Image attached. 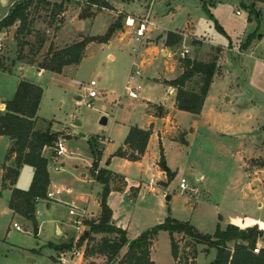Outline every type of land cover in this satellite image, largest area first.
<instances>
[{"label":"rangeland","instance_id":"obj_1","mask_svg":"<svg viewBox=\"0 0 264 264\" xmlns=\"http://www.w3.org/2000/svg\"><path fill=\"white\" fill-rule=\"evenodd\" d=\"M16 1L0 2V19ZM83 2L66 4L64 13L53 20L51 27L49 11L34 13V26L46 38L35 61L43 60L50 45L63 48L87 37L103 36L112 27V37L106 43H89L80 63L65 67L61 74H38L35 68L19 62L10 73L0 71V101L11 99L20 80L42 89L34 128L65 137L67 154L59 160L61 170H53L56 163L50 159V147L44 155L53 185L72 189L70 194L57 197L56 202L36 207L41 211V216L36 217L37 236L32 223L9 212L5 199H0V264H58L61 241L49 242H56L61 236L55 237V225L64 228L68 224L71 228L69 234L65 233L66 243L74 236L72 218L67 213L70 202L86 208V223L96 221L99 214L95 203L100 199L102 185L91 177L93 157L88 140L100 136L106 138L99 145L101 166L127 178V190L107 196L106 204L117 225L127 229L130 240L168 217L188 222L208 235H213L217 226L223 229L230 218L264 222V1L107 0L109 8L91 7L85 11L91 16L79 19L85 8ZM250 10L255 14L250 15ZM148 11L152 25L138 43L134 40L135 27L129 28L125 22L127 17ZM58 20L63 22L55 31ZM4 32L7 36L0 40L4 45L1 57L10 67L17 56L18 42L9 29L1 31ZM169 33L178 38L174 46L166 43ZM228 37L241 39L230 41ZM26 40L31 42L33 37ZM225 46L244 53L258 47L238 60ZM185 48L190 50L186 56L190 59L216 61V79L209 86L197 120L190 113L175 109L170 88L162 82L171 81L182 72L179 58ZM28 51L26 47L25 54ZM136 70L139 76L129 81L131 72ZM90 81L96 83L92 90L97 97L93 99L87 98ZM201 82V77L196 76L185 84V89L199 93ZM126 84L129 88L140 86L137 99L128 97ZM148 103L171 112L176 122L172 118L168 135L163 133L168 119L157 116L158 108L154 107L156 116L151 120ZM102 117L107 119L105 126L99 125ZM130 127L152 131L145 153L135 162L114 156ZM180 128L188 132L185 145L173 141L183 135ZM9 141L8 137L0 138V169ZM182 179L186 191L179 188ZM131 188L133 196L129 195ZM234 222L244 226V222ZM13 223L21 230L13 228ZM255 224L264 228L262 223ZM86 230L87 226L82 229V236ZM103 237L95 235L94 239ZM175 240L180 256L192 251L188 238L176 235ZM81 245L84 248L87 243ZM197 251V264H209L214 250L209 254L203 246H197ZM152 258L156 264H172L166 232L158 234ZM81 260L83 264L105 263V258L98 256ZM69 264H79V259L73 258Z\"/></svg>","mask_w":264,"mask_h":264},{"label":"trees","instance_id":"obj_2","mask_svg":"<svg viewBox=\"0 0 264 264\" xmlns=\"http://www.w3.org/2000/svg\"><path fill=\"white\" fill-rule=\"evenodd\" d=\"M71 1H84L85 8L79 14V19L89 18L91 15L85 11L91 7L98 10L109 8L107 0H19L0 20V33L17 24L14 35L18 42L17 56L10 63V67L6 66L3 57L0 56V71L10 73L14 64L19 62L51 73L61 74L65 67L80 63L89 43L103 44L112 37V27H109L103 36L87 37L80 42L59 49H54L50 45L43 60L35 61L34 57L43 49L46 38L43 32L35 28L32 16L40 10L49 11L52 23L49 26L51 27L53 20L64 13L65 5ZM258 1L263 2L264 0ZM249 14H255L254 10H250ZM62 22V20L56 22L55 31L59 29ZM27 37H33V41H27ZM177 41L178 38L174 34L167 35L168 46H174ZM26 47H29L27 54L24 52ZM179 63L181 74L171 81L162 80V82L175 89L177 110L198 116L213 80L216 61L214 59L212 62L203 63L184 57L179 58ZM196 76L201 77L202 80L199 93L185 89V84ZM42 94L43 91L39 86L21 80L13 97L4 103L5 109L0 113V137H8L11 141L5 155V162L13 160L12 167L6 166L5 163L2 166V187L11 190L8 208L32 223L35 236L38 234V225L34 217L36 200L45 198L49 185L48 161L42 156V150L51 147L58 138L55 133L39 131L34 128ZM151 134L150 128L131 127L124 139L123 146L115 151L114 156L132 162L138 161L145 153ZM181 134L185 135L184 132ZM183 135L180 136L178 142L185 145L186 141ZM100 144L98 137L94 141L88 140L89 150L93 157L91 177L102 185V192L98 202L99 216L96 221L86 223L88 230L84 232L79 243V246L83 242L87 243L84 249L85 259L98 256L105 258L104 264H154L151 253L155 240L159 232H166L169 236L170 253L174 264H195L198 255L197 246L216 250V256L210 264H264V247L259 248L258 253L253 252L258 240L264 242V231L246 232L232 224H227L224 229L217 226L215 233L208 235L198 232L188 222L168 217L156 226L141 232L137 238L128 240L126 231L112 225V211L106 204L109 193L122 192L126 187V181L124 176L106 168H100L95 173L102 152ZM24 165L34 169L30 187L26 191L13 188L19 169ZM167 174L170 177L169 172ZM95 235H104V237L96 241ZM176 235L188 238L193 245L192 251L180 256L179 246L175 240ZM70 246L71 243L64 242L58 249ZM124 247H126L125 253L119 256ZM89 264L95 263L90 262Z\"/></svg>","mask_w":264,"mask_h":264},{"label":"crops","instance_id":"obj_3","mask_svg":"<svg viewBox=\"0 0 264 264\" xmlns=\"http://www.w3.org/2000/svg\"><path fill=\"white\" fill-rule=\"evenodd\" d=\"M19 0H17L16 2H14L12 5H11V7L15 4V3H17ZM0 2H4V0H0ZM10 7V8H11ZM10 8H9V10H10ZM9 10H8V12H9ZM8 12L7 13H5L1 18L3 19L7 14H8ZM240 13L238 12V14L237 15H239ZM1 20V19H0ZM250 20V19H249ZM16 27L17 26H12V27H10V28H8L9 30H10V32H12V34L14 33V31H12L11 29H13L14 30V28L16 29ZM9 32V33H10ZM5 36H7V34L4 32V33H0V39H4L5 38ZM239 39H241V37L240 38H234V39H231V38H229L228 37V40H230V41H233V40H239ZM135 40V39H134ZM261 40L262 41H264V36H262V38H261ZM136 41V40H135ZM258 47V46H257ZM257 47H251V50L249 51V52H246V53H244V52H241L240 50H238V49H236L235 47L234 48H232V49H230L229 47H226L225 46V48L224 49H228V51H229V53H231V54H233V55H236L237 57H238V60L240 59V57L241 56H247L248 54H250V53H252L255 49H257ZM224 53V52H223ZM110 57H112V59H113V56H109V58ZM223 57V56H222ZM221 60H222V58L220 59V63H221ZM22 65H27V64H23V63H21ZM28 66H31V65H28ZM31 67H33V68H35L36 69V72L38 73V74H42V73H44L45 71L44 70H42V69H39V68H37V67H35V66H31ZM2 72V71H1ZM180 74H181V72H180ZM179 74V75H180ZM216 79V76L215 77H213V80H215ZM165 80V79H164ZM173 80V79H172ZM21 81V80H20ZM19 81V82H20ZM166 81H169V80H166ZM168 88H170V94L171 95H173V97H174V101H175V93H176V91H175V89L174 88H172V87H169V86H167ZM17 88V87H16ZM15 91H16V89H15ZM15 93V92H14ZM14 95V94H13ZM13 97V96H12ZM11 97V98H12ZM78 99V98H77ZM80 99V98H79ZM10 100V99H9ZM132 100V99H131ZM6 101H8V100H4V101H0V113L1 112H3L4 111V109H5V105H4V103L6 102ZM41 102V101H40ZM154 107H159V108H161V109H159L158 110V114H157V116H161L162 118H166V119H168V127L165 129L164 128V131H163V133H166L167 135H168V133H169V131H172V118H173V116H172V114H171V112L169 111V110H167V109H165L164 107H162V106H157V105H154V104H151V103H148V109H149V118L151 119V120H153V118L156 116L155 114H154V111H153V108ZM174 107H175V109H176V106H175V102H174ZM38 110H39V108H38ZM177 110V109H176ZM37 114H38V111H37ZM199 116V115H198ZM198 116H193L192 115V117H193V119L194 120H197V118H198ZM38 119V115H36V120ZM36 120H35V122H36ZM173 120L175 121V119L173 118ZM176 122V121H175ZM175 125H176V123H175ZM151 127H152V125H151ZM131 128V127H130ZM129 128V129H130ZM179 128V127H178ZM142 129V128H141ZM146 129H148V128H146ZM181 129V128H180ZM181 131H183L184 133H185V135H184V140L186 141V144H187V140H186V136H187V134H188V132L186 131V130H183V129H181ZM51 132V131H50ZM51 133H54V132H51ZM152 135V134H151ZM99 136V135H98ZM103 136V135H102ZM1 137H5V136H1ZM0 137V138H1ZM150 139V138H149ZM171 140H172V137L170 138ZM173 141H178V139H174ZM10 142V145H11V141H9ZM149 142V141H148ZM148 145V144H147ZM10 147V146H9ZM49 147H46V148H44L43 150H42V156L44 157V158H46L47 159V157L44 155V151L46 150V149H48ZM147 148V147H146ZM8 150V149H7ZM146 151V150H145ZM125 160V159H124ZM47 161H48V159H47ZM128 161V160H127ZM101 162V161H100ZM48 163H49V161H48ZM5 165L6 166H10V167H12L13 166V160L11 159L10 161H8V162H5ZM100 168H104V167H102L101 166V163H100ZM47 169H48V174H49V185H48V188H47V190H55V189H59V188H57V187H55V185H53V182H52V178H51V175H50V173H49V164H48V166H47ZM106 169H108V168H106ZM108 170H110V169H108ZM110 171H112V170H110ZM112 172H114V171H112ZM115 173H117V172H115ZM117 174H120V173H117ZM33 175H34V169L32 168V167H30V166H26V165H24V166H22L20 169H19V172H18V176H17V178H16V182H15V184H14V186H13V188H16V189H18V190H22V191H26V190H28V188L30 187V184H31V181H32V178H33ZM120 175H122V174H120ZM2 176H3V169H2V167H1V169H0V199H2V198H4L5 199V203L7 204L6 206H7V209L9 210V212H11V213H13L9 208H8V203H9V200H10V196H11V190H9V189H4L3 187H2ZM122 176H124V175H122ZM198 176V175H197ZM200 176V175H199ZM124 178H125V181H126V187H125V189L122 191V192H111V193H109V195L108 196H111L112 194H115V193H119V194H122L123 192H125V190H127V188H128V182H127V178L124 176ZM200 178H201V176H200ZM66 187H69V186H66ZM153 185H152V189H153ZM63 188H65V187H63ZM61 189V188H60ZM72 190V189H71ZM130 191V196H133L134 194H133V192L134 191H132V188L131 189H129ZM99 201H97L96 203H95V205L96 206H98V214H99V211H100V207H99V203H98ZM46 202H38V203H36L35 205H36V207H38V206H47L46 204H45ZM51 204V203H50ZM49 204V205H50ZM108 206H109V204H108ZM110 207V206H109ZM85 208V207H84ZM13 214H15V213H13ZM35 214H36V216H35ZM41 216V211H38L37 210V208H35V212H34V217H35V219H36V217H40ZM162 220H159V223L161 222ZM234 221H239L241 224L244 222V226L243 225H236L235 224V222ZM37 222V221H36ZM248 222V224H245V223H247ZM158 223V224H159ZM226 223L227 224H232V225H235V226H239L241 229H244L245 227H248V226H251V225H254L255 223H262L263 225H264V222L263 221H261V220H257V219H252V218H247V219H245V218H230V219H227L226 220ZM226 224V225H227ZM37 225H38V223H37ZM112 225H114L115 227H117V228H120V229H122V230H124V231H126L127 232V239L128 240H130L129 239V233H128V231H127V229L126 228H123V227H121V226H119V225H117V223L115 222V220L113 219V214H112ZM226 225H225V227H226ZM224 227V228H225ZM223 228V229H224ZM261 231H264V228H259ZM70 230H71V228L68 226V224H65L64 225V228H62L61 226H59V225H55V227H54V234H55V237H58V235H61L59 238H56L55 240H56V242L54 241V242H49V243H57V239H59L60 241H61V244L62 243H64L65 241H66V238H67V235H65V233L66 234H69L70 233ZM38 231H39V228H38ZM160 233V232H159ZM158 233V234H159ZM73 238V237H72ZM72 238L70 239V242L69 243H71V241H72ZM48 243V244H49ZM257 246L259 247V248H263L264 247V242L262 241V240H258L257 241ZM154 247V246H153ZM125 248V250L122 252L123 254L125 253V251H126V247H124ZM212 250H214V254H212L211 256H212V260L210 261V263L214 260V258H215V256H216V250L214 249V248H211V249H207L206 247H204L203 246V251L205 252V253H209L210 254V252L212 251ZM122 254V255H123ZM151 259L153 260V258H152V253H151ZM171 261H172V264H174V261H173V259H172V257H171ZM28 262H33V261H31V260H29ZM209 263V264H210ZM79 264H82V260H79ZM154 264H156V262L154 261ZM195 264H197V258L195 259Z\"/></svg>","mask_w":264,"mask_h":264},{"label":"built area","instance_id":"obj_4","mask_svg":"<svg viewBox=\"0 0 264 264\" xmlns=\"http://www.w3.org/2000/svg\"><path fill=\"white\" fill-rule=\"evenodd\" d=\"M238 14V12H237ZM126 25L129 28L135 27V40L136 42L140 43L141 39L144 37L145 32L147 30V27L151 26L152 23L150 21V12H146L144 14H141L138 17H127L126 19ZM1 40V39H0ZM4 45L0 42V56L2 54ZM190 50L185 48L181 54L180 58H184L189 54ZM135 76H139V71H132L131 75L129 77V81H134ZM129 83V82H128ZM96 86V83L94 81L89 82V91L87 93V98L93 99L97 97V93L92 90ZM140 86H135L132 88L128 87V84L125 86V91L127 92V95L130 99L135 100L138 98V93L140 91ZM65 137L59 136L54 144L50 147L51 155L50 159L55 161V166L53 167V170L55 172L61 170V165L59 164V160H61L64 156H66L67 151L65 149ZM99 143L103 144L106 141V138L99 137L98 138ZM100 169V163L98 166L97 171ZM179 188L181 191H186L187 185L185 181L182 179ZM72 192L70 187H65L61 189H55V190H47L45 194V198L43 199H37L36 203L38 202H56L57 197L62 195L63 193L70 194ZM68 215L72 218V228L74 231V236L71 241V246L69 248L61 249L57 251L56 261L58 264H69V262L73 258H77L79 260L83 259L84 257V248L83 246H79L81 237H82V229L86 227V221L88 219V212L86 208H79L75 205L74 202H70L68 205ZM13 228L16 230H21L20 226L17 223H13ZM85 243V242H84ZM259 247L256 246V248L253 250L254 253H258Z\"/></svg>","mask_w":264,"mask_h":264},{"label":"water","instance_id":"obj_5","mask_svg":"<svg viewBox=\"0 0 264 264\" xmlns=\"http://www.w3.org/2000/svg\"><path fill=\"white\" fill-rule=\"evenodd\" d=\"M78 99H79V98H78ZM106 123H107V119H106L105 117H102V118L99 120V125H101V126H105ZM164 171L167 172V169L164 168ZM244 230H245L246 232H254V231H256V230H260V229H259L258 224H254V225H252V226L245 227Z\"/></svg>","mask_w":264,"mask_h":264}]
</instances>
